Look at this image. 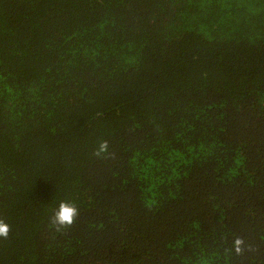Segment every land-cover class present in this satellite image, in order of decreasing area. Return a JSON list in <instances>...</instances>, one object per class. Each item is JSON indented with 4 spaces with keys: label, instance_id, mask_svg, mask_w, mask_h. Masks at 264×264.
<instances>
[{
    "label": "trees",
    "instance_id": "trees-1",
    "mask_svg": "<svg viewBox=\"0 0 264 264\" xmlns=\"http://www.w3.org/2000/svg\"><path fill=\"white\" fill-rule=\"evenodd\" d=\"M0 220V264H264V0H0Z\"/></svg>",
    "mask_w": 264,
    "mask_h": 264
},
{
    "label": "clouds",
    "instance_id": "clouds-1",
    "mask_svg": "<svg viewBox=\"0 0 264 264\" xmlns=\"http://www.w3.org/2000/svg\"><path fill=\"white\" fill-rule=\"evenodd\" d=\"M108 142L101 140L93 155L96 158H107ZM79 211L75 204L70 201H61L58 207L53 211L52 216L49 218V228H54L56 232L70 228L75 223V218L78 216ZM9 232L8 225L0 220V237L7 239ZM242 240L237 238L234 244L237 254L241 253Z\"/></svg>",
    "mask_w": 264,
    "mask_h": 264
}]
</instances>
